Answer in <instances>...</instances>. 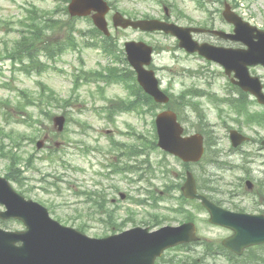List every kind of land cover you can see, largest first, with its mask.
Segmentation results:
<instances>
[{"label": "rangeland", "instance_id": "rangeland-1", "mask_svg": "<svg viewBox=\"0 0 264 264\" xmlns=\"http://www.w3.org/2000/svg\"><path fill=\"white\" fill-rule=\"evenodd\" d=\"M108 1L114 2L116 4L114 6L120 12H136L140 15L153 17H163L165 15L164 6L173 4L174 8L168 7L174 21L184 25L202 22L207 17L206 11L199 9L194 0ZM225 1L236 3V11L245 20L260 29H264V0H223V3L222 0H204L211 9L212 18L217 20L220 28L227 31L232 29V25L220 18L217 12L218 9L223 10ZM32 6L35 7L38 14L45 15L53 10L56 5L53 0H0V127L15 137L25 135V139L19 138V147L16 148L23 157L22 163L15 164L22 171V182L25 186L21 188L17 182L11 181L15 189L19 192L21 189L26 190L27 194H24L27 198L47 206L52 215L65 224L77 227L85 223L89 235H102L109 231L106 225L99 223L90 216L91 205L85 201L84 195L85 190L102 187L111 196L114 194L117 198L120 197L119 191H124L127 195L130 193L132 198H144L147 195L144 189L147 187L155 192L156 201L159 205L156 208L146 204H136L131 197L125 200L119 198L121 200L120 217L131 218L127 228L134 225L155 226L158 220H161L163 224L180 223L183 215L175 210V207L180 204V199L177 198L180 191L173 190V192L162 193L166 182H170L169 175L164 176L162 171H158L151 180L153 186H148L145 181L131 183L119 175L115 176L114 179L110 176L108 179L99 174L109 171L110 168L107 167V164L120 152L116 150L115 143L109 142L104 132L111 134L116 141L124 142L131 141L125 135L129 132L143 133L147 136H152L154 133L153 119H155V115L153 112L143 114L146 116L144 119L138 117L134 112L122 113L116 117L115 122L111 123L98 113V110L100 111L106 103L100 91L97 90L98 85L94 83L83 84L75 91L74 82L82 67L83 73L96 75L99 69L107 68L109 64L113 63L109 57L97 48L84 47L77 51L70 49L55 63L52 62V67L44 71L42 75L36 73L28 75L18 68L15 69L13 61L6 58L9 51L5 48L8 47L11 50L13 43L19 38V31L20 29L24 30L23 22H26L19 20L25 19L26 9ZM56 17H60L62 20L66 19V15L62 12ZM90 20L87 18L78 21L77 27L87 30ZM6 22H9V25ZM112 32L123 48L124 43L129 40H143L155 47L156 51L151 67L156 69L163 89L179 94L189 87H198L205 92H216L219 96H225L227 91H230V94H236V92H232L234 91L233 85L228 82L220 65L213 62L208 63L207 60L197 54L186 53L178 46L174 36L159 32L144 33L131 29H119L117 33L114 30ZM60 34L61 36L64 35L63 33ZM77 37L80 42L83 41L80 36ZM197 38L200 39L199 35ZM236 45L241 46L240 44ZM120 67L128 68L127 65ZM251 69L253 74L260 76L264 81L263 65H257ZM44 87L48 89L46 96L52 90L63 101L56 104L53 101L48 102L46 97L37 101V97L41 96ZM105 87V96L109 99L122 98L127 101L128 94L123 82ZM228 87L230 90L227 89ZM20 92L25 94L26 99L31 98L34 102L37 101L43 105L45 103L49 106V112L45 115L40 113L38 106L31 105L27 109H16L19 101H22L21 105L26 103V99ZM193 99V103L199 101L198 110L194 107L196 104L192 103L185 106L183 103L181 109L183 123L189 132L201 131L202 129L211 132L217 142L213 146L210 158L218 154V158L227 163L211 162L208 154L202 163L192 164V169L197 171L213 189L217 190L214 192L207 189L208 192L231 201L226 200L224 202L225 207L235 209L232 205V201H234L241 204L246 211L259 212L264 210V204L257 202H264V182H261L264 178V148L259 142L260 138H264V122L261 125H248L244 123L245 120L240 123L235 120L237 114L231 111L232 109L228 104L221 105L222 112L206 95L194 96ZM251 108L264 110V106L259 103H252ZM25 110L27 113L22 112ZM160 110L158 109V111ZM200 112L206 116V120L199 116ZM28 113H32L33 118L29 123H26L24 120L27 119ZM63 113H67L66 116L69 117V121L65 130L59 133L54 127L52 118ZM241 119L243 120L244 117L241 116ZM206 122L208 124H205ZM230 125L238 128L240 126L252 137V140L244 144L237 152L232 151L233 147L228 134ZM32 138L35 139V142L30 140ZM3 139L6 144L11 143L9 136H4ZM40 139L45 142L41 149H37L36 141ZM159 150L146 148L147 154L141 159L149 158L154 164L160 159H165L169 161V167L175 173L185 174L187 169L181 161L178 162L168 155L165 156ZM51 155L56 156L55 160H50ZM243 165L250 167L251 175L259 183L262 195L257 196L256 199L252 194H245L247 193L245 180L242 177H246V169ZM8 168L9 158L0 157V175L5 176ZM173 171H171V176L175 182H182L183 178L177 179L179 174L176 175ZM52 182H56L57 185L52 184ZM98 182L100 184H97ZM112 182L116 183L119 188L112 189L110 185ZM153 201V198L149 199L148 204L153 203ZM188 207L197 213L200 233L203 236H207L210 240L218 243L231 233L224 227L209 224V216L205 210H198L195 205H188ZM128 208L133 209V212H129ZM10 224L16 228L22 227L18 222H11ZM193 248H196V257L200 258L203 247L196 245ZM172 252V256L186 253L183 249ZM245 259L256 264H264V247H256L254 252H249L246 255ZM225 261L224 258L217 260L219 264ZM211 262L213 259H208L207 263L210 264ZM201 264L206 263L201 261Z\"/></svg>", "mask_w": 264, "mask_h": 264}, {"label": "water", "instance_id": "water-1", "mask_svg": "<svg viewBox=\"0 0 264 264\" xmlns=\"http://www.w3.org/2000/svg\"><path fill=\"white\" fill-rule=\"evenodd\" d=\"M69 10L73 15H84L91 10H97L95 23L108 33L105 13L109 6L104 0H72ZM224 15L228 21L237 24V35L228 37L243 41L249 49L216 48L207 43L200 45L192 35V32L201 31L200 29L177 26L160 20L132 21L124 18L121 20L119 15H116L115 22L116 25L123 27L132 25L146 30L173 33L180 39V46L189 52L198 51L201 55L219 61L226 67L228 73L234 70L244 88L255 93L264 103L259 78L251 76L248 68L252 64H264V32L258 31L257 34H253L256 29L243 23L237 14L228 9L224 11ZM126 51L145 90L157 102H168L169 97L160 89L154 70L145 67L151 63L153 47L143 41H129L126 43ZM54 120L59 130H62L64 117H56ZM157 126L158 144L163 149L185 160L196 161L201 158L202 137L200 135L183 137V128L175 112L167 110L159 113ZM232 135L234 140L240 137L239 142L246 139L237 132H233ZM41 144L43 143L40 142L39 145ZM183 190L188 197L204 200L203 196L197 195L195 180L191 173ZM0 202L7 207V211L2 214L4 217H17L28 226V231L21 234H8L0 230V264H155L156 257L166 248L196 238L192 223L181 227H165L154 232L135 228L106 238H91L50 218L46 208L37 202L26 200L11 187L6 178L1 176ZM203 203L210 209L213 222L236 230L224 243L237 253L241 254L246 247L264 242L263 216L235 215L216 208L207 200ZM18 241H24L23 245L16 246Z\"/></svg>", "mask_w": 264, "mask_h": 264}, {"label": "trees", "instance_id": "trees-1", "mask_svg": "<svg viewBox=\"0 0 264 264\" xmlns=\"http://www.w3.org/2000/svg\"><path fill=\"white\" fill-rule=\"evenodd\" d=\"M58 8H62L63 10L65 9L64 11H66V5L64 3H61ZM57 12L58 11H56V13ZM48 13H46L45 15H40L37 13V10H35V7L30 8L28 14L25 16V20H22L26 22H23L24 30H20L21 36L15 40L11 50H9L8 47L5 48L6 50L11 52V56L14 60H21L22 64H24L23 67L28 69V73L35 70L37 71L36 73L42 74L43 71L49 68L50 61H57V58L64 54L68 49L78 48L79 46V42L77 40L75 32L81 31L76 29L74 22L76 18L70 17L68 20L63 21L62 19H55L54 16L48 15ZM66 13L68 14L67 11ZM60 33H63L64 35L61 36ZM81 33L84 34L83 32ZM89 33L96 38L98 37V34H100L97 28L90 29ZM103 42L104 47L106 48V52L109 55H115L117 57L119 56V49L118 52L115 49H112L113 44L111 40L104 39ZM121 52L123 53L122 50ZM42 57L46 58V61L42 60ZM133 73L134 72L131 70L130 72L120 73V71H118V68H112L110 69L108 74L104 75L103 73H101V76L107 77L108 75H115L117 77H120L122 80L125 79L124 81H128L130 76H133L134 78ZM89 80H94V78H89ZM47 91L48 89L44 87V91L40 97H37V101L39 99L43 100L45 97L48 102L57 101L55 92L51 90L46 96ZM141 94L142 95L140 97V101L142 103H147L151 108L157 106L149 95L143 92H141ZM22 95L26 99V96L23 92ZM37 101L34 102L31 98L26 99V103H23L22 105V101H19L16 105V107L18 108L16 109H27L28 106L31 105L38 106L40 112H45L48 106L45 103L43 105L42 103H39ZM22 112L27 113L26 110ZM32 118V113H28V117L26 120H24V122L29 123ZM4 133L5 132L0 129L1 137H4ZM7 136H9V138L11 139V143H9V149L6 150V146H4V144L0 145V156L9 158V177L14 178L15 180H19V178L17 177L19 168L17 169L15 164H18V162H22L23 157L19 152L15 151V148L19 147V140L21 138L25 139V135H23L22 137L20 135L15 137L12 134H8ZM30 140L34 141L33 139ZM147 141L152 148L156 145L155 139H150ZM55 157V155H51L50 159L55 160ZM92 205L95 208L92 212L93 214H97L99 219L103 220L101 216L106 214V221L110 224L115 223L114 214L108 211L106 208V196L104 194L99 196Z\"/></svg>", "mask_w": 264, "mask_h": 264}, {"label": "flooded vegetation", "instance_id": "flooded-vegetation-1", "mask_svg": "<svg viewBox=\"0 0 264 264\" xmlns=\"http://www.w3.org/2000/svg\"><path fill=\"white\" fill-rule=\"evenodd\" d=\"M112 201H113V202H115V201H116V199H115V198H112Z\"/></svg>", "mask_w": 264, "mask_h": 264}]
</instances>
